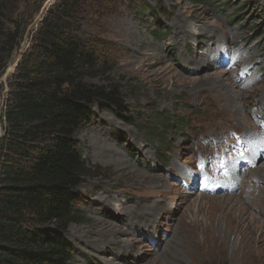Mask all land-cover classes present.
Returning a JSON list of instances; mask_svg holds the SVG:
<instances>
[{
  "label": "rangeland",
  "instance_id": "1",
  "mask_svg": "<svg viewBox=\"0 0 264 264\" xmlns=\"http://www.w3.org/2000/svg\"><path fill=\"white\" fill-rule=\"evenodd\" d=\"M57 1L2 20L20 41L0 40V98ZM79 23L100 59L85 81L118 86L135 121L99 102L76 135L68 264H264V0H87Z\"/></svg>",
  "mask_w": 264,
  "mask_h": 264
},
{
  "label": "trees",
  "instance_id": "2",
  "mask_svg": "<svg viewBox=\"0 0 264 264\" xmlns=\"http://www.w3.org/2000/svg\"><path fill=\"white\" fill-rule=\"evenodd\" d=\"M19 2L0 0V40L8 41L1 52L8 55L20 34L17 29L5 33L1 22H13ZM86 4L58 0L13 76L0 139V264H68L73 259L75 247L66 231L80 216L78 187L90 171L76 135L99 102L135 121L124 113L128 107L118 86L85 81L100 62L93 43L81 35ZM158 119L166 132L174 127L163 115H153L151 122Z\"/></svg>",
  "mask_w": 264,
  "mask_h": 264
},
{
  "label": "built area",
  "instance_id": "3",
  "mask_svg": "<svg viewBox=\"0 0 264 264\" xmlns=\"http://www.w3.org/2000/svg\"><path fill=\"white\" fill-rule=\"evenodd\" d=\"M7 109L8 101L5 98H0V139L3 138L7 126Z\"/></svg>",
  "mask_w": 264,
  "mask_h": 264
},
{
  "label": "bare ground",
  "instance_id": "4",
  "mask_svg": "<svg viewBox=\"0 0 264 264\" xmlns=\"http://www.w3.org/2000/svg\"><path fill=\"white\" fill-rule=\"evenodd\" d=\"M250 80V79H249ZM242 93V92H241ZM260 130V129H259ZM258 132V131H257ZM251 133V132H250ZM251 135L253 136L254 135V133H251ZM247 136H249V135H247ZM256 136H258V140L260 141L261 139V141H263V137H264V133H260V135H258V133L256 134ZM96 137V136H95ZM262 144H263V142H262ZM108 151V150H107ZM116 163H117V165L119 166V161H116V160H114ZM123 167V166H122ZM257 167H259V166H257ZM256 167V168H257ZM260 169H264V166H260L259 167ZM245 178V177H244ZM243 180V179H242ZM231 196V195H230ZM231 198V197H230ZM229 199V198H228Z\"/></svg>",
  "mask_w": 264,
  "mask_h": 264
}]
</instances>
